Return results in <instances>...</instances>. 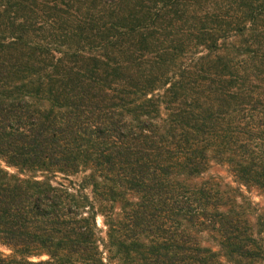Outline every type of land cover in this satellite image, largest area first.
Returning <instances> with one entry per match:
<instances>
[{"label":"trees","instance_id":"obj_1","mask_svg":"<svg viewBox=\"0 0 264 264\" xmlns=\"http://www.w3.org/2000/svg\"><path fill=\"white\" fill-rule=\"evenodd\" d=\"M0 264H264V0H0Z\"/></svg>","mask_w":264,"mask_h":264},{"label":"rangeland","instance_id":"obj_2","mask_svg":"<svg viewBox=\"0 0 264 264\" xmlns=\"http://www.w3.org/2000/svg\"><path fill=\"white\" fill-rule=\"evenodd\" d=\"M214 171L216 172H220L222 175H226L227 173H226V170L225 169H223V168H219V167H216L215 169H214ZM98 224H99V226H102V219L101 218H98ZM42 259H46V257H43Z\"/></svg>","mask_w":264,"mask_h":264}]
</instances>
